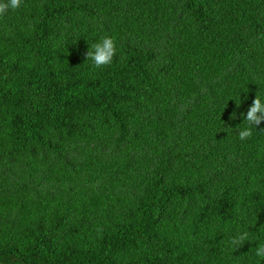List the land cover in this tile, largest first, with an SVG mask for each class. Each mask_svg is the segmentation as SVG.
<instances>
[{
	"label": "trees",
	"instance_id": "16d2710c",
	"mask_svg": "<svg viewBox=\"0 0 264 264\" xmlns=\"http://www.w3.org/2000/svg\"><path fill=\"white\" fill-rule=\"evenodd\" d=\"M258 92L264 0H22L0 16V264H264V123L237 132Z\"/></svg>",
	"mask_w": 264,
	"mask_h": 264
},
{
	"label": "clouds",
	"instance_id": "9594fccd",
	"mask_svg": "<svg viewBox=\"0 0 264 264\" xmlns=\"http://www.w3.org/2000/svg\"><path fill=\"white\" fill-rule=\"evenodd\" d=\"M22 0H0V16L6 14L9 9H18L21 6ZM117 53L115 40L110 36H104L99 42L90 45V49L85 53L87 61H92L93 66L97 69L108 66L112 63ZM239 107V105H237ZM247 127L237 128L240 140L250 138L253 134L252 129H256L264 123V102L261 100L259 92L253 100L252 105L246 113L241 114ZM232 119H236V113H233ZM248 232L239 233L233 237L230 243L233 246L243 245L244 241L248 240ZM255 255L264 259V244L257 246Z\"/></svg>",
	"mask_w": 264,
	"mask_h": 264
}]
</instances>
